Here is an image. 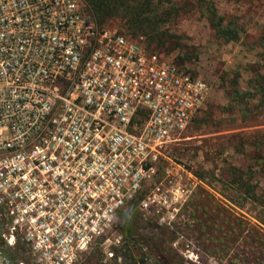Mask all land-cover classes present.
<instances>
[{
  "label": "built area",
  "instance_id": "built-area-1",
  "mask_svg": "<svg viewBox=\"0 0 264 264\" xmlns=\"http://www.w3.org/2000/svg\"><path fill=\"white\" fill-rule=\"evenodd\" d=\"M208 92L82 0H0V264H81L131 205L165 220V145Z\"/></svg>",
  "mask_w": 264,
  "mask_h": 264
},
{
  "label": "rangeland",
  "instance_id": "rangeland-1",
  "mask_svg": "<svg viewBox=\"0 0 264 264\" xmlns=\"http://www.w3.org/2000/svg\"><path fill=\"white\" fill-rule=\"evenodd\" d=\"M173 1L171 17L159 28L166 36L164 48L150 45L204 79L209 92L180 139L165 145V220L133 205L118 215L120 241L95 244L81 264H171L165 248L178 253L183 264H257L255 252L264 260V251L246 242L248 222L262 226L255 218L259 208L243 188L235 191L227 184L233 166L250 168L242 179L264 195V171H256L264 155V95L259 92L264 80L256 81L264 76V0ZM212 7L238 21L239 39L227 41L214 33L208 21ZM105 25L132 33L118 16ZM163 175V167L156 166L151 185L138 199ZM131 219L135 227L129 235L125 226ZM125 241L133 243L131 251Z\"/></svg>",
  "mask_w": 264,
  "mask_h": 264
},
{
  "label": "trees",
  "instance_id": "trees-1",
  "mask_svg": "<svg viewBox=\"0 0 264 264\" xmlns=\"http://www.w3.org/2000/svg\"><path fill=\"white\" fill-rule=\"evenodd\" d=\"M87 10L94 16L95 20L99 24H106L108 19L113 16H118L124 18L125 22L128 24V27L132 30L131 36L143 35L145 37L147 46L153 50L158 51L156 48L150 45V43H156L157 46L164 48L166 42V36L164 39V34L159 30L160 26L169 20L171 17V9L174 7L173 0H82ZM175 9V8H174ZM165 14V16H164ZM208 21L211 24L214 33L227 41L239 39V34L237 29L238 21L236 19H228L217 13L215 8L210 9V15L208 16ZM166 49V48H165ZM264 80V76L260 79H255L257 82L259 80ZM264 82V81H263ZM259 92H262L264 95V84L260 86ZM238 92V91H236ZM261 165L256 169V171H264V155L262 157ZM252 167V166H251ZM250 168L247 170L249 171ZM243 171L240 168L233 166L232 177L228 181V186H233L235 191L237 189L243 188V191L247 193V197L251 204L259 208L255 218L261 223L262 226L252 224L251 221L249 224L250 235L247 236V243H254L262 251H264V195L259 194L255 191V186L247 181L242 179V173H248ZM253 177V176H251ZM229 200L236 202L235 199L230 196ZM135 206V205H134ZM133 207L132 205L130 206ZM129 207V208H130ZM126 212H129V209ZM134 218V217H132ZM135 220L127 221L125 226V232L129 235L133 234L132 230L134 229ZM126 242V250L131 251L130 241ZM133 244V243H132ZM17 245L16 251H10L15 262L19 256V247ZM165 248V258L166 261L171 264L180 263L183 264L181 257L176 252H171ZM252 250V247H251ZM260 253L255 252L253 254V259L257 261V264H264V260L261 261V258L258 257ZM248 256V255H247ZM252 261V260H251Z\"/></svg>",
  "mask_w": 264,
  "mask_h": 264
}]
</instances>
